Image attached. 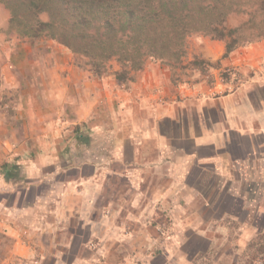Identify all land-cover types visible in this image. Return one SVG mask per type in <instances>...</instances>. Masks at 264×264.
<instances>
[{
    "label": "crops",
    "instance_id": "obj_1",
    "mask_svg": "<svg viewBox=\"0 0 264 264\" xmlns=\"http://www.w3.org/2000/svg\"><path fill=\"white\" fill-rule=\"evenodd\" d=\"M204 45L194 55L217 65L213 82L175 83L169 68L154 64L126 82L58 61L32 69L34 90H43L45 100L19 102L13 122L21 131L10 137L18 145L5 140L0 148V264L10 258L216 264L223 258L205 259L226 232L210 226L208 211L225 201L230 216L229 204L241 203L232 190L241 185V165L261 156L264 38L224 60L225 42ZM213 188H226L217 202L202 193ZM161 235L174 243L160 242ZM84 252L89 256L75 255Z\"/></svg>",
    "mask_w": 264,
    "mask_h": 264
},
{
    "label": "trees",
    "instance_id": "obj_2",
    "mask_svg": "<svg viewBox=\"0 0 264 264\" xmlns=\"http://www.w3.org/2000/svg\"><path fill=\"white\" fill-rule=\"evenodd\" d=\"M0 5L18 36L56 41L86 58L98 77L108 61H116L117 82L131 80L130 72L140 71L147 59L179 63L192 34L225 42L223 60L264 38V0H0ZM231 16L241 22L226 28ZM190 63L201 71L217 66L201 59Z\"/></svg>",
    "mask_w": 264,
    "mask_h": 264
},
{
    "label": "rangeland",
    "instance_id": "obj_3",
    "mask_svg": "<svg viewBox=\"0 0 264 264\" xmlns=\"http://www.w3.org/2000/svg\"><path fill=\"white\" fill-rule=\"evenodd\" d=\"M40 18L46 20V15L42 14L40 15ZM8 19V10L0 5V148L3 147L2 145H4L5 140L8 142L15 141L16 144H12V147H17L18 145L19 139L12 138L13 141L10 137H13L14 135L18 137V133L21 131L20 128L22 124L18 125L13 122L15 107L19 102L21 100L25 102H30L35 99H38L37 101H40V99L43 101L45 100L43 90H34L38 76L34 75L36 70L35 72H32V69L39 67L44 68L48 64H50L49 66L52 64H55L54 66H56V62L58 61L57 64L59 65L65 63L67 66L83 71L88 76L90 74L94 77H98L95 75V72H93V68L89 65L86 58L73 54L64 46L46 37H41L39 39L22 38L18 36L14 30L8 28ZM240 22L241 17L231 16L226 21L225 26L226 28H231ZM205 40L210 41L211 39L200 34H192L186 39L185 54L181 61L172 64L171 66H164L169 68L172 82L175 81L176 83V79L187 82L204 79L213 82L212 77L214 69H209L205 65L202 67L204 71H201V67L193 69L190 63L194 61V59H196V61L200 60L198 59V56H195L194 54L197 53L199 48L205 46ZM151 64H154L156 67H163L162 64L155 62L152 59H147L143 68L147 65L150 66ZM120 69L121 68L116 61H108L105 67L101 69V75L99 78L102 79L108 77L106 80H111L110 78L114 79V73L119 72ZM137 72L138 71L130 72L131 77ZM230 72L231 74L235 73V71L232 70ZM223 73L225 74L224 76L229 77L227 72L222 71L221 74ZM221 74H219V77ZM234 76L230 75V77ZM221 78L224 79L222 76ZM13 84L20 85L22 88H16L15 91V88L12 86ZM4 118L10 123L6 122L3 124ZM262 144L263 146L260 148L261 151L259 152L261 153V156L257 154L245 159L243 165H241V185H239L238 188L232 189L237 196L239 195L241 197V203L234 202L233 205L229 204V211H231L230 216H225L228 214H224V212L227 211L225 201L216 205V209L213 208L211 212L208 211L211 219L221 218L216 224V220L210 219L208 222L210 223V226L211 223L212 225H215V227L222 226L226 229V232L222 236H217L215 238L213 245L217 246L212 249L214 251L208 250L205 254L206 260L210 261L217 256H223V258L216 264H264V142ZM14 190L17 191L18 189L14 188ZM215 190H218L219 193L214 196ZM225 190L226 188L202 189V193L205 196H209L208 199H215V202H217ZM7 200V202H10V196ZM231 216H238L239 218L237 219L236 217L237 220H233ZM238 221L240 223H238ZM75 222L76 221H73V224H75ZM208 223H204L202 226ZM239 227H241V233ZM161 237L166 240L162 239L160 242L174 243V241L168 236L161 235ZM60 239L61 237L58 240ZM64 240H67V238L64 237ZM196 242L198 243L200 241H195L194 243ZM69 253V251L63 252L60 255L66 254L67 256ZM77 254L88 257L90 253H75V255ZM121 255L122 253L118 252L115 253L114 257L117 258ZM0 256V259L5 258L2 253H0ZM114 257L112 260L115 262L116 259ZM149 257H151V255H149ZM35 258L38 259L39 257ZM225 258H227V260ZM154 259H156V255ZM36 262L37 263L34 264H38L37 260ZM204 262L207 261L204 260ZM7 263L30 264L26 262V259L13 258H10ZM40 264H46V262ZM124 264L128 263L124 261Z\"/></svg>",
    "mask_w": 264,
    "mask_h": 264
}]
</instances>
